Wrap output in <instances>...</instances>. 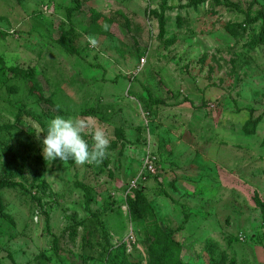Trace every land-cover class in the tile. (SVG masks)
<instances>
[{"label": "rangeland", "instance_id": "374dc122", "mask_svg": "<svg viewBox=\"0 0 264 264\" xmlns=\"http://www.w3.org/2000/svg\"><path fill=\"white\" fill-rule=\"evenodd\" d=\"M261 34L264 0H0V264H264ZM56 116L103 161L46 160Z\"/></svg>", "mask_w": 264, "mask_h": 264}, {"label": "clouds", "instance_id": "9594fccd", "mask_svg": "<svg viewBox=\"0 0 264 264\" xmlns=\"http://www.w3.org/2000/svg\"><path fill=\"white\" fill-rule=\"evenodd\" d=\"M102 27L104 31L110 29L107 23ZM88 41L93 47L98 43L93 36H89ZM86 136L91 137V144ZM42 145L46 160L54 161L59 158L64 163L71 160L77 165H85L103 161L110 147V138L91 119L56 116L48 123Z\"/></svg>", "mask_w": 264, "mask_h": 264}, {"label": "trees", "instance_id": "16d2710c", "mask_svg": "<svg viewBox=\"0 0 264 264\" xmlns=\"http://www.w3.org/2000/svg\"><path fill=\"white\" fill-rule=\"evenodd\" d=\"M258 42L264 44V35L263 34H261L259 36ZM69 48H70V50H72L73 52L76 53V50L72 46H69ZM147 93H148V96H149V102L152 105H154V106L164 105V102L162 100H160V99L154 98L153 94L149 90H147ZM152 156L155 157V155H152ZM153 161H154L153 163H154V166H155V169H156L155 173H157L158 169L162 168V166L159 167L160 159L153 160ZM154 174L149 172L148 169L145 167V164H144V167L142 168V170H141V172L139 174L140 175L139 179L140 180H143V179L147 180V178L153 176ZM18 185H20V184H18L16 182H10L8 180L0 179V188H12V187H16ZM79 186H81V185H79ZM143 199H144V197H143ZM131 218H133V220L140 221L141 218L142 219H146L147 217L145 215H143L142 209L137 204L134 203L132 205V207H131ZM163 251H165V249ZM163 254L164 255L160 259H155L157 264H167V259H166L167 257H166L165 252H163ZM177 264H183V263L179 259Z\"/></svg>", "mask_w": 264, "mask_h": 264}, {"label": "built area", "instance_id": "2783aa9c", "mask_svg": "<svg viewBox=\"0 0 264 264\" xmlns=\"http://www.w3.org/2000/svg\"><path fill=\"white\" fill-rule=\"evenodd\" d=\"M153 158L152 157H149L145 163V167L148 169L149 172L151 173H155L156 172V169H155V166H154V161L152 160Z\"/></svg>", "mask_w": 264, "mask_h": 264}]
</instances>
